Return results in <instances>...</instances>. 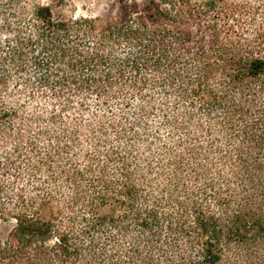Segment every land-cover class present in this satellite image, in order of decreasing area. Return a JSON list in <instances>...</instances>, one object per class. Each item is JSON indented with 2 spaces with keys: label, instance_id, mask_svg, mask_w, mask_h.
Here are the masks:
<instances>
[{
  "label": "trees",
  "instance_id": "obj_1",
  "mask_svg": "<svg viewBox=\"0 0 264 264\" xmlns=\"http://www.w3.org/2000/svg\"><path fill=\"white\" fill-rule=\"evenodd\" d=\"M113 1L0 0V264H264V0Z\"/></svg>",
  "mask_w": 264,
  "mask_h": 264
},
{
  "label": "rangeland",
  "instance_id": "obj_2",
  "mask_svg": "<svg viewBox=\"0 0 264 264\" xmlns=\"http://www.w3.org/2000/svg\"><path fill=\"white\" fill-rule=\"evenodd\" d=\"M40 1L50 3L54 7V11L62 15L73 13L75 15H88L103 19H115L120 15L119 6L113 0H63L60 4H57L56 0ZM13 225L14 220L11 216L5 214L0 215V241H4L7 238V234Z\"/></svg>",
  "mask_w": 264,
  "mask_h": 264
}]
</instances>
